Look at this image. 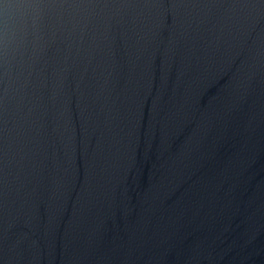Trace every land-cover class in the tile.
<instances>
[{
  "label": "water",
  "instance_id": "water-1",
  "mask_svg": "<svg viewBox=\"0 0 264 264\" xmlns=\"http://www.w3.org/2000/svg\"><path fill=\"white\" fill-rule=\"evenodd\" d=\"M0 264H264V0H0Z\"/></svg>",
  "mask_w": 264,
  "mask_h": 264
}]
</instances>
